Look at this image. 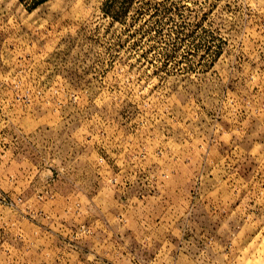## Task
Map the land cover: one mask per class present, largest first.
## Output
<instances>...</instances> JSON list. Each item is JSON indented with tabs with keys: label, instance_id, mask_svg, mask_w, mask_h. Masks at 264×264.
Masks as SVG:
<instances>
[{
	"label": "rangeland",
	"instance_id": "obj_1",
	"mask_svg": "<svg viewBox=\"0 0 264 264\" xmlns=\"http://www.w3.org/2000/svg\"><path fill=\"white\" fill-rule=\"evenodd\" d=\"M0 264H264V0H0Z\"/></svg>",
	"mask_w": 264,
	"mask_h": 264
},
{
	"label": "trees",
	"instance_id": "obj_2",
	"mask_svg": "<svg viewBox=\"0 0 264 264\" xmlns=\"http://www.w3.org/2000/svg\"><path fill=\"white\" fill-rule=\"evenodd\" d=\"M35 1L38 3V2H42L43 0H35Z\"/></svg>",
	"mask_w": 264,
	"mask_h": 264
}]
</instances>
